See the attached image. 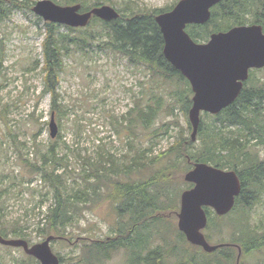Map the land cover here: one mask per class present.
Here are the masks:
<instances>
[{
	"label": "trees",
	"instance_id": "1",
	"mask_svg": "<svg viewBox=\"0 0 264 264\" xmlns=\"http://www.w3.org/2000/svg\"><path fill=\"white\" fill-rule=\"evenodd\" d=\"M54 1L63 5L79 3L84 11L104 3H114L113 0ZM7 6L5 1L0 0V21ZM171 8L148 9L128 0L124 7L127 12L115 8L120 16L114 20L105 21L92 16L84 27H69L45 21L42 42L44 93L51 94L50 111L56 115L59 122L68 113L66 105L60 101L56 92L63 68V57L72 48L87 51L96 46L119 53L132 64L144 65L152 76L164 80L163 85L168 86L165 90H169V95L176 96L175 100L180 102L187 115L192 104L191 86L165 59L162 53L163 37L155 21V15ZM245 24H260L264 30V0H221L211 8V16L207 22L189 24L186 31L195 41L206 42L212 32L225 31L233 26ZM63 28L66 31H62ZM260 70H264V67L249 71V77L244 82L240 94L229 106L218 114L202 113L210 117L211 121L205 123L201 118L198 137L196 136L195 140L191 139V134H180V137L158 156L151 157L149 152H152L156 138L164 136L166 130L162 133H157L156 128L149 130L163 103L161 93L155 90H151L147 101H144L143 97L136 101L124 117L119 119L111 116V124L117 134H125L129 138L127 143L132 154L124 153L118 157L102 144L97 146L94 155H82L77 150L76 156L81 160V169L78 171L69 168L66 154H60V136L51 138L44 145L37 141L41 128L33 135L35 152L30 158L27 142L17 133L10 135L17 161L25 173H20L19 176L0 174V235L5 238H23L30 243L28 225L23 224L20 219L6 220L4 210L8 201L22 192L21 189L15 191L16 187L25 182L29 185L35 176L39 175V179L45 184V193L50 194L52 198V203L43 212L45 222L37 229L39 236L53 235L54 239L69 241L70 238L66 236L67 227L77 224L85 210L91 209L104 198L114 203V236L104 241L88 242L84 239V256H81L80 262L97 264L102 262V259L109 258L115 251L125 248L129 264H236L237 247H240L239 264H242L244 256L264 247V230H260L262 221L260 220L261 223L256 227L250 228L248 218V208L264 194V160L259 159L253 150L252 142L264 134V79L255 75ZM33 115L34 113L29 114ZM187 129L192 131L190 122L187 123ZM140 130H149L150 137L147 134V139L151 145L143 146L138 142L139 146H134L140 137ZM197 139L200 140L199 145L195 142ZM161 161L164 162L163 165L155 168V164ZM180 161L184 162V172L191 169L194 163L205 162L222 169L234 170L240 180V193L227 214L217 215L210 207H205L208 222L204 230H211L217 225L216 228L221 227L220 232L222 225L224 226L220 220L227 219L231 224L233 217L230 215L237 210L241 211L236 215L235 226H232L236 239L218 242L229 245L210 253L199 246L189 244L184 234L174 228L177 231L178 243H188L191 247H180L181 260L173 262L174 256L170 250L162 246L149 248V241L153 232L159 233V230H154L156 225L167 222L164 215L179 208V191L175 192L170 187L173 181L167 177L166 172L178 167ZM61 168L63 170H60ZM187 184L188 188L193 185ZM31 191L33 196L39 190ZM205 237L209 241L210 234H205ZM58 257L60 263L64 261L63 257ZM169 257L171 261L168 260ZM26 258L31 263H39L33 256L26 255ZM30 262L23 261L22 264Z\"/></svg>",
	"mask_w": 264,
	"mask_h": 264
},
{
	"label": "rangeland",
	"instance_id": "2",
	"mask_svg": "<svg viewBox=\"0 0 264 264\" xmlns=\"http://www.w3.org/2000/svg\"><path fill=\"white\" fill-rule=\"evenodd\" d=\"M2 1H5L8 6L0 21V174L19 176L20 173L24 174L25 170L17 161L10 135L17 133L23 141L27 142L30 158L35 152L32 144L35 133L42 128L41 133L37 135V141L44 145L51 139L49 129L51 94L44 93L45 75L42 71L45 21L32 10L39 0ZM131 1L135 5L148 9H167L173 8L179 0ZM113 2V4H104L127 12L124 7L128 0H113ZM62 31L66 29L63 28ZM62 67L56 92L60 101L66 105L68 113L61 122L55 115L58 127L56 138L60 136L62 140L60 154L68 156L70 169L74 168L76 171L81 169V160L76 156L77 150L82 155H94L97 146L102 144L118 157L124 153H130V146L127 143L129 138L125 134H117L111 124V116L119 119L124 117L141 97L147 101L151 90L161 93L163 103L160 107L161 111L149 130L156 128L157 133L158 131L162 133L164 130L166 133L156 138L149 156H158L161 152H165L180 137V134L190 136L191 131L187 129L188 112L185 115L182 105L175 100L176 96L169 95V90H165L168 87L163 85L165 81L152 76L144 65L132 64L125 56L96 46L87 51L72 48L63 57ZM255 75L257 78L264 79V70L256 72ZM31 113L34 115L29 116ZM201 118L205 123L211 121V118L204 114ZM148 131L140 130V137L134 144L136 148L139 146L138 142H141L143 146L151 145L150 140L147 139ZM195 142L197 145L200 144L199 139ZM252 142L253 150L259 159L264 160V134L260 139L256 138ZM163 163L162 161L156 163L154 167L159 168ZM183 168L184 162L180 161L178 167L166 172L167 177L173 181L170 187L175 192L179 191V207L181 192L189 186L183 179L185 173ZM39 177L36 175L29 185L27 182L21 186L18 185L15 191L21 189L22 192L18 197L13 196L4 210L6 220L20 219L23 224L28 225L31 244L45 238L38 235L37 229L44 224L43 212L52 203L51 195L45 193V184ZM32 189L39 191L32 196ZM248 209L250 228L256 227L262 221L263 226L260 230H264V194ZM178 210L169 211L164 215L167 222L155 224L157 228L154 230H159V233L153 232L149 241V248L162 246L170 250L174 256L173 262L181 260L180 247L187 249L191 247L187 240L189 244H184L182 241V244L178 243L177 231L174 229L177 228L176 212ZM240 211L237 210L230 215L231 218L233 217L231 224L226 221L227 219L220 220L224 224L220 232L221 227L216 228L217 225L211 230L203 231L205 234H210V243L230 242L236 239L233 227L236 223V215ZM115 224L114 203L104 198L91 209L85 210L77 224L67 227L66 236L70 238L69 241L54 239L50 244L51 248L55 254L64 258L60 264H88L80 262L81 256H84L82 241L84 239L88 242L104 241L114 236ZM26 255L21 248L0 244V264L30 262ZM169 259L171 261V257ZM260 263L264 264V247L242 258V264ZM30 264L36 263L30 262ZM97 264H129L128 254L125 248H121Z\"/></svg>",
	"mask_w": 264,
	"mask_h": 264
},
{
	"label": "water",
	"instance_id": "3",
	"mask_svg": "<svg viewBox=\"0 0 264 264\" xmlns=\"http://www.w3.org/2000/svg\"><path fill=\"white\" fill-rule=\"evenodd\" d=\"M221 0H179L166 12L155 15L163 37L162 53L165 59L189 82L192 90L188 119L191 139L195 140L203 112L218 114L240 94L251 69L264 67V30L260 24L236 25L225 31L212 32L206 42H197L186 31L189 24H204L211 16V8ZM32 10L44 21L69 27H84L92 16L110 21L120 14L111 5L102 4L81 10V4L61 5L52 0L37 1ZM50 137L57 135L54 113L49 121ZM184 181L192 183L181 192L177 228L186 240L205 252L229 245L210 243L203 232L208 222L205 207L217 215L227 214L241 190L234 170H226L205 162H197L183 174ZM55 237L30 244L23 238H5L0 244L21 248L40 264H59L60 258L51 248ZM238 248L236 264L241 258Z\"/></svg>",
	"mask_w": 264,
	"mask_h": 264
},
{
	"label": "bare ground",
	"instance_id": "4",
	"mask_svg": "<svg viewBox=\"0 0 264 264\" xmlns=\"http://www.w3.org/2000/svg\"><path fill=\"white\" fill-rule=\"evenodd\" d=\"M127 234V233H126Z\"/></svg>",
	"mask_w": 264,
	"mask_h": 264
}]
</instances>
